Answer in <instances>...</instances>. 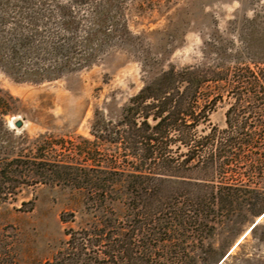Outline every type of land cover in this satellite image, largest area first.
Instances as JSON below:
<instances>
[{
  "label": "trees",
  "instance_id": "16d2710c",
  "mask_svg": "<svg viewBox=\"0 0 264 264\" xmlns=\"http://www.w3.org/2000/svg\"><path fill=\"white\" fill-rule=\"evenodd\" d=\"M133 2L0 0V70L14 82H53L114 51L143 73L117 119L104 104L93 140L67 145L11 129L19 100L0 89V206L62 184L84 194L91 215L37 264H227L247 236L264 245V14L241 20L235 40L212 30L204 63L164 68L130 29ZM218 104L223 128L209 123ZM245 229L230 251L216 243ZM0 264L26 263L0 252Z\"/></svg>",
  "mask_w": 264,
  "mask_h": 264
},
{
  "label": "rangeland",
  "instance_id": "374dc122",
  "mask_svg": "<svg viewBox=\"0 0 264 264\" xmlns=\"http://www.w3.org/2000/svg\"><path fill=\"white\" fill-rule=\"evenodd\" d=\"M128 13L130 29L140 36L146 51L164 68L170 64L180 69L204 63L202 43L212 30L235 40V27L242 25L241 20L264 14V0H134ZM177 21L181 24L174 32ZM142 77L138 60L114 51L91 69L39 85L16 83L0 70V89L19 100V115L8 119L11 129L31 139L44 135L48 143L67 145L82 143L81 138L93 140V112L104 104H110L106 115L117 119L123 105L142 88ZM226 109L225 104H218L209 123L223 128ZM13 118L23 121L22 129L13 126ZM86 202L82 192L62 184L24 188L16 200L0 206V252L26 264L50 260L68 239V230L90 223ZM114 209L119 216L121 206ZM245 231L228 240L217 237L216 243L226 242L230 251L250 230ZM232 255L235 259L227 264H248L245 260L250 258L256 261L250 264H264V245L249 235Z\"/></svg>",
  "mask_w": 264,
  "mask_h": 264
},
{
  "label": "water",
  "instance_id": "95a60500",
  "mask_svg": "<svg viewBox=\"0 0 264 264\" xmlns=\"http://www.w3.org/2000/svg\"><path fill=\"white\" fill-rule=\"evenodd\" d=\"M13 126L16 128V129H22L23 126H24V123L22 120L18 119L16 121L13 122ZM256 223V222H255ZM255 223L251 226V228L255 225Z\"/></svg>",
  "mask_w": 264,
  "mask_h": 264
},
{
  "label": "bare ground",
  "instance_id": "6f19581e",
  "mask_svg": "<svg viewBox=\"0 0 264 264\" xmlns=\"http://www.w3.org/2000/svg\"><path fill=\"white\" fill-rule=\"evenodd\" d=\"M15 118H13V120H14ZM15 120H17V119H15Z\"/></svg>",
  "mask_w": 264,
  "mask_h": 264
}]
</instances>
